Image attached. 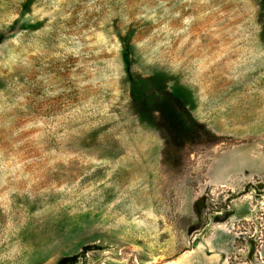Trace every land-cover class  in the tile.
I'll list each match as a JSON object with an SVG mask.
<instances>
[{
    "label": "rangeland",
    "instance_id": "rangeland-1",
    "mask_svg": "<svg viewBox=\"0 0 264 264\" xmlns=\"http://www.w3.org/2000/svg\"><path fill=\"white\" fill-rule=\"evenodd\" d=\"M0 264H264V0H0Z\"/></svg>",
    "mask_w": 264,
    "mask_h": 264
}]
</instances>
